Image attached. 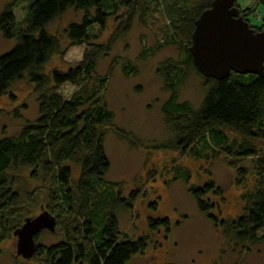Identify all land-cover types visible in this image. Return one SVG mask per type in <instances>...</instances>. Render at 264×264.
Returning a JSON list of instances; mask_svg holds the SVG:
<instances>
[{"label": "trees", "instance_id": "1", "mask_svg": "<svg viewBox=\"0 0 264 264\" xmlns=\"http://www.w3.org/2000/svg\"><path fill=\"white\" fill-rule=\"evenodd\" d=\"M16 1L7 4L0 14V34L6 41L16 42L0 56V98L27 79L36 86L38 118L27 122L17 136L0 137V244L15 238L14 233L29 219L9 172L39 170L52 179L47 209L57 225L62 224L61 219H75L71 234L67 233L57 244L42 245L40 236L44 231L36 236L33 259L40 264H129L147 251L149 238L132 239L122 234L117 212H132L139 196L123 198L118 185L106 182L111 162L105 141L114 113L105 101L109 77L97 73L99 59L108 50L94 44L98 39L95 30L103 32L109 19L125 9L129 15L119 33L126 35L135 20L143 21L148 9L159 0H33L23 26L14 13ZM214 1L199 0L197 7L191 6L192 0H175L166 5L173 36H179L186 45L182 61H167L157 71L164 91L169 94L161 111L172 139L159 143L153 150L176 152L198 160L208 156L254 158L259 153L257 145L264 143V78L235 73L223 80L206 77L195 66L190 53L195 23ZM257 1L264 7V0ZM71 10L82 13L83 19L69 25L65 37L74 47L91 48L74 68L46 76L44 70L51 59L66 52L48 27ZM256 13L254 9L241 11L250 23ZM251 27L256 32L263 31ZM191 71L203 81L205 89L197 109L181 101L180 95ZM68 84L76 91L66 98L57 91ZM228 133L236 137L231 140ZM72 165L80 168L76 185ZM256 167L261 177L259 186L248 195L243 215L233 221H219L213 215V205L205 200L210 194L222 195L214 184L189 189L199 212L240 247L264 244V156L258 158ZM183 181H190L189 174ZM151 206L156 208L155 204ZM148 225L152 232H171L168 218H149Z\"/></svg>", "mask_w": 264, "mask_h": 264}, {"label": "rangeland", "instance_id": "2", "mask_svg": "<svg viewBox=\"0 0 264 264\" xmlns=\"http://www.w3.org/2000/svg\"><path fill=\"white\" fill-rule=\"evenodd\" d=\"M13 1L0 0V14ZM174 1L159 0L148 9L143 21L135 20L126 35L119 33L120 25L129 15L125 9L109 19L103 32L95 30L98 39L94 44L102 46L103 51L108 50V54L104 53L99 59L97 73L109 77L105 101L114 113V122L107 128L105 141L111 162L106 182L118 185L123 198L131 194L139 196L132 212H117L122 234L132 239L149 238L147 251L129 264H264V244L236 246L199 212L189 193L191 187L214 184L222 195L210 194L205 198L214 207L213 215L219 221L237 219L246 209L248 195L261 181L256 164L258 158L264 156V143L257 145V157L245 160L224 156L198 160L176 152L153 150L159 143L172 139L161 111L169 94L164 91L157 71L167 61H182L186 45L179 36H173L167 22L165 8ZM198 1L192 0L191 6L197 7ZM16 2L14 13L19 25L23 26L33 0ZM236 6L243 11L257 10L262 20L264 18V7L257 0H237ZM82 19V13L71 10L48 27V32L60 40L66 52L51 59L44 70L46 76L74 68L84 52L91 48L87 45L74 47L64 35L69 25L79 24ZM15 44L0 34V56ZM35 90L36 86L26 79L15 84L8 96L0 98V137L17 136L27 122L38 118ZM75 91L76 88L68 84L57 92L69 98ZM180 95L181 101L199 108L205 96L203 81L191 71ZM228 136L231 140L236 137L231 133ZM71 168L76 185L80 168L73 165ZM186 174L190 177L188 183L183 181ZM8 175L14 190L22 196V206L29 218L48 212L51 177L29 169L12 170ZM152 204L156 205L155 209ZM71 217L61 219L62 224L57 225L54 234L44 231L40 243L50 246L64 240L72 231L75 218ZM149 218H168L170 234L166 235L163 230L152 232ZM16 252V238L0 244V264H40L34 259L17 258Z\"/></svg>", "mask_w": 264, "mask_h": 264}, {"label": "water", "instance_id": "3", "mask_svg": "<svg viewBox=\"0 0 264 264\" xmlns=\"http://www.w3.org/2000/svg\"><path fill=\"white\" fill-rule=\"evenodd\" d=\"M237 0H215L195 23L190 53L198 70L216 80L232 73L264 78V31L256 32L236 6ZM57 220L45 211L29 218L14 233L17 258L30 261L36 253L35 237L55 233Z\"/></svg>", "mask_w": 264, "mask_h": 264}, {"label": "built area", "instance_id": "4", "mask_svg": "<svg viewBox=\"0 0 264 264\" xmlns=\"http://www.w3.org/2000/svg\"><path fill=\"white\" fill-rule=\"evenodd\" d=\"M251 20H252V23L249 22L250 25L262 28V30L264 31L263 20L259 13H256V15Z\"/></svg>", "mask_w": 264, "mask_h": 264}]
</instances>
